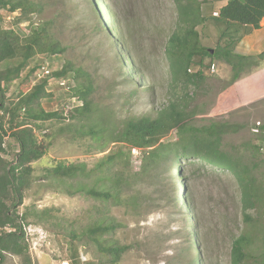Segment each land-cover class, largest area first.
Instances as JSON below:
<instances>
[{
	"label": "rangeland",
	"instance_id": "obj_1",
	"mask_svg": "<svg viewBox=\"0 0 264 264\" xmlns=\"http://www.w3.org/2000/svg\"><path fill=\"white\" fill-rule=\"evenodd\" d=\"M34 1L44 7L34 17V23H49L48 33L65 52L35 57L21 79L7 90L8 104L17 102L19 92L25 93L31 88L36 72L29 76V87L23 82L29 70L49 63L53 72L67 65L73 71L81 70L83 75L78 80L73 71L68 79L74 86L92 85L90 100L97 111L93 119L76 120L68 116L65 121L44 122L43 130L37 132L48 149L46 155L33 164L31 186L19 209L20 215H27L28 225L24 230L32 264H102L97 247L84 233L95 221L108 217L123 224L115 238L123 244H133L121 264H183L178 253L185 245L187 233L195 264H232L233 241L247 226L240 188L230 173L189 159L179 162L184 180L177 177L175 166L167 167L163 179L155 178L152 172L142 175V156L137 157L133 150L129 153L125 146H121L122 153L129 158V163L122 157L113 171L104 168L95 172L98 162L120 146L109 142L107 133L90 137L88 132L94 119L107 122L117 131L128 120L156 117L158 111L189 91L192 98L189 107L195 112L194 125L203 126L212 121L241 125L237 134L225 138L227 150L243 157L251 156L252 146H260L255 161L264 160V132H254L257 124L264 126V61L257 68L245 71L236 82H232L231 67L215 61L211 68L205 69L207 79L200 88L186 90L172 82L166 53L168 41L178 25L173 0H99L100 5L98 0ZM223 1L212 0V11H218L225 4ZM203 7L209 16L204 27L198 29L201 43L215 49L220 26L212 23L210 6ZM1 15L4 28L17 30L13 25L16 15L4 11ZM28 25H21L25 34L29 33ZM261 29H249L251 34L243 38L235 52L242 55L250 50L253 55L247 56L264 52V20ZM243 34L241 30L234 36ZM119 38L124 47L118 45ZM48 90L51 95L41 101V108L49 113L58 112L69 98L67 86L54 81ZM165 138L175 142L178 133L174 130ZM5 150V162H13L19 152L17 143L6 138ZM60 163L85 169L73 177H60L52 173ZM121 171L129 175L127 183L122 185V196L139 195L142 199V208L136 213L130 203V207L115 205L85 194L93 187H108L110 184L105 177L110 172ZM257 177V184L264 186V164H260ZM169 183L178 200L186 196L189 213L180 201L177 203L179 211L167 206L163 190ZM251 213L258 217L256 212ZM261 230L253 228L255 243L251 250L257 261L245 264H264ZM74 251L76 257H73ZM25 262L22 257L7 254L0 264Z\"/></svg>",
	"mask_w": 264,
	"mask_h": 264
},
{
	"label": "trees",
	"instance_id": "obj_2",
	"mask_svg": "<svg viewBox=\"0 0 264 264\" xmlns=\"http://www.w3.org/2000/svg\"><path fill=\"white\" fill-rule=\"evenodd\" d=\"M204 1L206 4H203ZM211 1H172L176 5L178 25L177 31L168 41L166 53L172 82L176 86L182 85L186 90L200 88L207 79L205 69L211 68L215 61L225 62L231 67L232 82L238 81L245 71L257 68L264 61V52L258 56L235 52L242 39L251 34L250 31L248 33L249 29L252 31L261 29V22L264 20V0H224L227 3L219 9L218 16L213 15ZM98 4L100 5L99 0ZM204 5L210 6L209 10L212 11L211 16L214 18L212 23L220 26V36L215 49L206 48L201 43L198 29L204 27L209 16L204 13ZM43 8L40 2L34 0H0V262L5 260L7 254H11L24 258L25 264H32L24 230V226L28 225L27 215H20L19 209L23 206L25 193L31 186L33 164L41 160L48 149L37 135V132L43 130L42 123L53 119L65 121L68 116L76 120L93 119L97 111L90 100L92 85L90 83L72 85L68 76L73 70L69 65L58 72L50 71L49 75L41 78L38 76L41 64L30 69L23 82L29 87V76L36 72L31 88L25 93L19 92L17 102L8 104L7 90L12 83L21 79L35 57L41 54L57 56L65 52V48L48 33L49 23L41 25L34 23V17L41 13ZM2 11L16 15L13 17V25L17 30L3 27ZM24 23H29L27 34L21 28ZM116 23L114 20L113 25ZM241 30L244 31V36L235 37L234 35ZM112 33L115 35L113 31ZM118 45L124 47L121 38L118 39ZM130 60L133 65L132 59ZM73 73L77 80L83 75L81 70H74ZM61 80L66 82V93L69 94V98L58 112H45L41 108V101L51 95L48 88L52 82ZM191 99L190 92L187 91L158 111L156 117L145 116L128 120L117 131H114L107 122L94 119L88 132L90 137L107 133L109 142H114L120 147L115 153L105 155L93 171L104 168L113 171L118 160L126 157L121 146L127 147L129 153L133 149L139 150L142 156V175L152 172L158 179L166 178L167 167L175 166L177 177L184 180L179 162L189 159H197L227 171L235 178L240 188L244 222L247 226L246 231L233 241L232 264L257 261L251 250L255 243L253 232L255 227L262 229L260 234L264 249V186L257 184V171L260 164H264V160L255 161L260 146H252L251 156L238 157L228 151L225 138L230 134H237L242 126L216 121L203 126L194 125L195 112L189 107ZM64 112H67V115ZM174 130L178 133L176 141H166L165 137ZM260 130L264 132V126L261 125ZM8 137L19 147L15 160L10 163L5 162L3 158L6 152L5 139ZM247 158L249 162L245 161ZM126 161L129 163V158L126 157ZM84 169L60 163L52 173L60 177H73ZM128 177L129 175L123 171L115 174L110 172L105 177L110 184L108 187H93L84 190L85 194L95 200L115 205L130 207L131 204L136 213L142 208L140 196L131 195L127 198L122 196V185L127 183ZM100 180L104 181V178ZM163 192L167 206L179 211L177 203L180 201L182 207L189 213V202L185 195L178 200L170 183ZM251 212H256L258 217L255 218ZM122 227L123 224L108 217L102 221H95L84 233L97 247L102 256V264H121L123 257L133 249V244H123L115 238ZM188 235L187 233L186 241L183 243L187 247L184 245L178 253V258L183 264H195ZM73 257H76L75 251ZM262 261L264 262V252Z\"/></svg>",
	"mask_w": 264,
	"mask_h": 264
},
{
	"label": "built area",
	"instance_id": "obj_3",
	"mask_svg": "<svg viewBox=\"0 0 264 264\" xmlns=\"http://www.w3.org/2000/svg\"><path fill=\"white\" fill-rule=\"evenodd\" d=\"M218 15H219L218 12H215V13H214V16H218ZM41 65H42V67L40 68V70H39V74H38L39 78L44 77V76H46V75H49V74H50V71H52V70L49 68V66H50L49 63H43V64H41ZM59 82H61L62 85H66V82H65L64 80H61V81H59ZM67 108L69 109V107H67ZM67 108H66V109H67ZM260 126H261V124H257V125L254 127V132H255V133H259V132H260ZM133 154L136 155V156L138 157V156L140 155V151L137 150V149H134V150H133ZM64 264H68V262H65Z\"/></svg>",
	"mask_w": 264,
	"mask_h": 264
},
{
	"label": "crops",
	"instance_id": "obj_4",
	"mask_svg": "<svg viewBox=\"0 0 264 264\" xmlns=\"http://www.w3.org/2000/svg\"><path fill=\"white\" fill-rule=\"evenodd\" d=\"M223 2H225L224 5H226L227 1H223ZM224 5H223V6H224ZM223 6H221V7H223ZM221 7H220V8H221ZM220 8H219V9H220ZM261 30H262V29L257 30V31H261ZM255 31H256V30H255ZM249 35H250V34H249ZM249 35L245 36L244 38L248 37ZM242 41H243V39H242ZM242 41H241V42H242ZM241 42H240V43H241ZM240 43H239V45H240ZM239 45H238V47H239ZM238 47H237V49H238ZM237 49H236V50H237ZM252 50H253V49H252ZM242 55H253V53L251 54V51L248 50V53H243Z\"/></svg>",
	"mask_w": 264,
	"mask_h": 264
},
{
	"label": "clouds",
	"instance_id": "obj_5",
	"mask_svg": "<svg viewBox=\"0 0 264 264\" xmlns=\"http://www.w3.org/2000/svg\"><path fill=\"white\" fill-rule=\"evenodd\" d=\"M215 12H218V13H219V10H218V11H214V13H215ZM214 13H213V15H214ZM133 150H134V149H133Z\"/></svg>",
	"mask_w": 264,
	"mask_h": 264
},
{
	"label": "water",
	"instance_id": "obj_6",
	"mask_svg": "<svg viewBox=\"0 0 264 264\" xmlns=\"http://www.w3.org/2000/svg\"><path fill=\"white\" fill-rule=\"evenodd\" d=\"M213 53V52H212Z\"/></svg>",
	"mask_w": 264,
	"mask_h": 264
}]
</instances>
